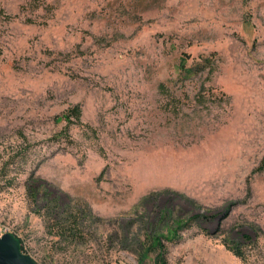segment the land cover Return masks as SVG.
I'll list each match as a JSON object with an SVG mask.
<instances>
[{
  "label": "rangeland",
  "instance_id": "374dc122",
  "mask_svg": "<svg viewBox=\"0 0 264 264\" xmlns=\"http://www.w3.org/2000/svg\"><path fill=\"white\" fill-rule=\"evenodd\" d=\"M5 230L38 264H264V0H0Z\"/></svg>",
  "mask_w": 264,
  "mask_h": 264
},
{
  "label": "water",
  "instance_id": "95a60500",
  "mask_svg": "<svg viewBox=\"0 0 264 264\" xmlns=\"http://www.w3.org/2000/svg\"><path fill=\"white\" fill-rule=\"evenodd\" d=\"M0 264H38L22 249L21 239L12 232L0 234Z\"/></svg>",
  "mask_w": 264,
  "mask_h": 264
},
{
  "label": "trees",
  "instance_id": "16d2710c",
  "mask_svg": "<svg viewBox=\"0 0 264 264\" xmlns=\"http://www.w3.org/2000/svg\"><path fill=\"white\" fill-rule=\"evenodd\" d=\"M158 242H159V240L157 239V240H156V243L158 244ZM21 243H22V249H23V251L26 252V251L24 250V246H23V242H22V240H21Z\"/></svg>",
  "mask_w": 264,
  "mask_h": 264
},
{
  "label": "built area",
  "instance_id": "2783aa9c",
  "mask_svg": "<svg viewBox=\"0 0 264 264\" xmlns=\"http://www.w3.org/2000/svg\"><path fill=\"white\" fill-rule=\"evenodd\" d=\"M7 231L5 230V232L4 233H6ZM4 233H2V234H4Z\"/></svg>",
  "mask_w": 264,
  "mask_h": 264
}]
</instances>
